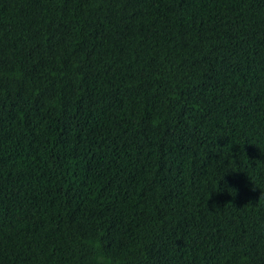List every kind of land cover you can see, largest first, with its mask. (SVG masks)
Listing matches in <instances>:
<instances>
[{
  "label": "trees",
  "instance_id": "16d2710c",
  "mask_svg": "<svg viewBox=\"0 0 264 264\" xmlns=\"http://www.w3.org/2000/svg\"><path fill=\"white\" fill-rule=\"evenodd\" d=\"M0 264H264V0H0Z\"/></svg>",
  "mask_w": 264,
  "mask_h": 264
},
{
  "label": "clouds",
  "instance_id": "9594fccd",
  "mask_svg": "<svg viewBox=\"0 0 264 264\" xmlns=\"http://www.w3.org/2000/svg\"><path fill=\"white\" fill-rule=\"evenodd\" d=\"M209 195H210V193H209Z\"/></svg>",
  "mask_w": 264,
  "mask_h": 264
}]
</instances>
